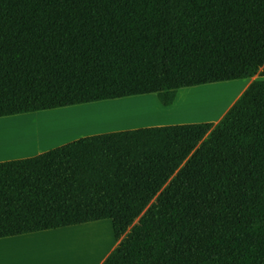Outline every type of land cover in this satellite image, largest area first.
I'll list each match as a JSON object with an SVG mask.
<instances>
[{
	"label": "trees",
	"instance_id": "trees-1",
	"mask_svg": "<svg viewBox=\"0 0 264 264\" xmlns=\"http://www.w3.org/2000/svg\"><path fill=\"white\" fill-rule=\"evenodd\" d=\"M254 80L223 118L0 162V239L111 220L103 264H264V0H0V119Z\"/></svg>",
	"mask_w": 264,
	"mask_h": 264
},
{
	"label": "rangeland",
	"instance_id": "rangeland-1",
	"mask_svg": "<svg viewBox=\"0 0 264 264\" xmlns=\"http://www.w3.org/2000/svg\"><path fill=\"white\" fill-rule=\"evenodd\" d=\"M257 79L259 76L180 90L171 108L162 106L156 96H146L3 118L0 119V162L33 157L66 141L108 132L174 124L216 125L236 101L226 106L242 95L246 82L248 87ZM84 228L77 235L70 234L80 229L49 238L46 244L55 249L60 247L69 263L100 259L114 243L112 221Z\"/></svg>",
	"mask_w": 264,
	"mask_h": 264
},
{
	"label": "crops",
	"instance_id": "crops-1",
	"mask_svg": "<svg viewBox=\"0 0 264 264\" xmlns=\"http://www.w3.org/2000/svg\"><path fill=\"white\" fill-rule=\"evenodd\" d=\"M247 83L248 82H246L244 86L246 88H248ZM246 88L244 89V91L246 90ZM238 98L239 96L234 98L230 102V104L226 107H230V105H232V103L237 101ZM75 140H72V141H75ZM66 144H67V141H66ZM46 151L48 150L46 149L43 152L39 151L36 155H39ZM105 221L107 220L94 222V223H88V224L79 225V226H71V227H66V228H61V229H56V230L25 234V235H21L17 237L2 238L0 239V264H103L119 243L115 240V238H114V243L112 247L100 259L93 258L92 260H88L86 263L67 262V259L65 258V256H63L60 252V247L55 249V246L52 247L51 244L47 246L46 242L48 241L49 238H55L58 235L70 233L72 231L80 229L79 231H76V234H70V235H77L79 234L77 232H80L83 229H85L84 227L97 226L99 225V223H102ZM70 235H66V236H70Z\"/></svg>",
	"mask_w": 264,
	"mask_h": 264
},
{
	"label": "bare ground",
	"instance_id": "bare-ground-1",
	"mask_svg": "<svg viewBox=\"0 0 264 264\" xmlns=\"http://www.w3.org/2000/svg\"><path fill=\"white\" fill-rule=\"evenodd\" d=\"M240 93H241V92H240ZM240 93H239L238 95H240ZM238 95H237V96H238ZM6 152H7V151H6ZM89 230H90V229H89ZM92 233H93V232H89V234H92ZM93 234H95V233H93ZM93 234H92V235H93ZM92 235H91V236H92ZM90 238H91V237H90ZM87 246H88V245H87ZM89 246H91V245L89 244Z\"/></svg>",
	"mask_w": 264,
	"mask_h": 264
}]
</instances>
